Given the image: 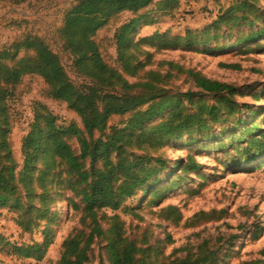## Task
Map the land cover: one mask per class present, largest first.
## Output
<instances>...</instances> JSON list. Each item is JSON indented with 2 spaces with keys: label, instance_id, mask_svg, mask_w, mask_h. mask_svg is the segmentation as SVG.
I'll use <instances>...</instances> for the list:
<instances>
[{
  "label": "trees",
  "instance_id": "trees-1",
  "mask_svg": "<svg viewBox=\"0 0 264 264\" xmlns=\"http://www.w3.org/2000/svg\"><path fill=\"white\" fill-rule=\"evenodd\" d=\"M24 1L10 0L15 5ZM257 1L244 0L231 12L251 10ZM186 4L189 3L182 0H79L65 18L62 35L74 67L80 75L92 80L93 85L75 84L60 56L36 35L28 34L21 41L0 47V210L12 213L8 209L12 205L11 208L19 212L17 220L15 214L8 215L10 219L0 216V220L12 221L17 233V239L0 233V243L14 249L20 258L36 262L45 258L53 245L50 226L55 217H52V210L58 200L64 198L61 193H75L82 204L70 202L75 208L83 207L80 223L91 230V234L88 237L84 233L72 234L62 245L58 264H92L90 251L95 239L107 244L110 264H215L217 261V253L209 247L208 241H203L198 253L189 252L184 259L152 262L151 258H144L151 256V250L142 249L131 240L124 221L117 214L128 201L140 193L148 195L161 183V174L169 168L163 149L171 143L185 142L186 137L191 144L196 142L197 136L205 141L216 140L212 135H205L209 124L228 121L240 110L235 100L238 90L233 85L210 80L196 70H185L174 64H169L166 75L162 71H147L153 67V54L140 49L147 40L141 38L136 42L137 33L139 35L140 30L152 24L157 25L156 32L163 25L170 26L180 36L169 38V33H163L166 34L164 50L193 51L204 47V53H214L212 45L229 38L223 32L235 31L234 28L248 20L244 27L251 32L239 37L238 44L250 45L264 40V23L263 29L253 30L257 19L251 21L245 15L220 14L203 33L180 29L181 25L174 23ZM150 7L157 10L149 11ZM124 13L133 17L121 25L115 35L120 72L105 62L95 37L108 26L110 19ZM155 13L158 23L152 17ZM160 35L156 33V37ZM225 68L240 70L238 65ZM28 76L42 78L48 86L50 99L73 111L81 120L82 129L75 122L59 124L58 117L48 107L35 104L32 123L22 139L20 162L10 141L12 123L7 103L14 87ZM127 77H142V80L130 83ZM185 77L203 93L215 96L214 105H200L196 112L190 113L185 104L192 103L195 95L175 92L174 84L171 85L174 79L180 81ZM115 117L126 119L122 125H111ZM248 137H253L250 149L260 148L258 156L254 157L264 156V133L256 137L255 126L243 131L242 135L233 136L232 144H241ZM71 138L79 141L81 153L74 150ZM243 155L251 156L246 149ZM176 166L180 175L168 186L154 189L152 202L160 201L179 188L185 176L201 169L191 156L187 160L180 159ZM22 194L27 202L23 201ZM105 210L113 215H102ZM177 214L178 209L174 207L160 213L166 221L174 220ZM214 214L218 213L213 212L211 216ZM198 215L209 217L207 213ZM179 221L180 217L176 219L177 223ZM43 223L47 225L42 231V242L23 241L21 231L33 235Z\"/></svg>",
  "mask_w": 264,
  "mask_h": 264
},
{
  "label": "rangeland",
  "instance_id": "rangeland-1",
  "mask_svg": "<svg viewBox=\"0 0 264 264\" xmlns=\"http://www.w3.org/2000/svg\"><path fill=\"white\" fill-rule=\"evenodd\" d=\"M7 1L0 2V47L13 41H21L28 34L36 35L60 56L75 84L93 85L92 80L80 75L74 67L73 57L66 49L62 35L65 18L79 0H25L19 5ZM182 1L189 4H186L174 23L181 25L180 29L203 33L220 14L240 17L245 15L251 21L257 19L253 30L263 29L264 0L254 2L251 10L240 12L231 11L236 10L244 0ZM155 10V7L149 8V11ZM157 15H152L156 23ZM132 17L129 13L113 17L108 26L95 37L105 62L120 72L115 35L121 25ZM246 22L248 20L234 28L235 31L223 32L229 38H222L216 46L212 45L214 53H204V47L193 51L182 48L164 50V35L169 33V38L180 36L175 28L166 25L158 32L156 24L144 27L135 37L136 42L145 38L147 43L139 47L144 52L153 54V67L147 68V71H162L166 75L170 69L169 64L185 70H196L210 80L235 86L238 90L235 100L240 105L238 113L228 121L219 125L209 124L210 128L205 135H212L216 140L205 141L202 136H197L196 142L191 144L186 137L185 142L171 143L163 149L164 156L169 160V168L161 174V183L154 186L148 195L140 193L117 212L124 221L131 240L138 247L151 250V256L144 258H151L152 262L184 259L189 252L198 253L199 245L208 241L209 247L218 255L215 264H264V156L254 157L258 156L260 148L250 149L253 137L246 138L241 144H232V137L242 135L249 127L255 126L256 137L264 133V40L250 45L238 44L239 37L251 32L248 27H244ZM156 33L161 35L156 37ZM28 56H32V53H28ZM230 65H238L240 70L225 68ZM142 77L127 79L130 83H138ZM173 84L175 92H190L195 95L192 103L185 104L190 113L196 112L200 105H214L216 97L203 93L187 77L180 81L174 79L171 85ZM48 91L42 78L28 76L14 87L7 103L12 123L10 141L20 162L22 139L32 123L35 104L41 103L48 107L58 117L59 124L75 122L82 129L78 116L65 104L51 100ZM125 119L126 117H115L111 125H122ZM242 121L248 124L244 125ZM70 143L77 153H81V145L76 138H71ZM245 149L250 151L251 156H241ZM190 156L201 165L200 171L185 176V181L179 188L167 193L160 201L152 202L151 194L154 189L172 183L180 175V169L176 166L179 160H187ZM101 166L102 164H98V167ZM22 196L23 201L27 202L25 195ZM60 196L64 198H57L58 203L52 210V217H55L50 226L53 245L47 250L45 258L41 262L20 258L14 249L0 243V264H58L62 245L72 234L84 233L87 237L91 234V230L80 223L83 207L75 208L70 202L72 200L80 205L82 199L75 193H61ZM11 207L12 205L8 206V209L12 213L6 209L0 210V216L10 219L15 214L17 220L19 212ZM168 207L178 209L174 220L166 221L160 215ZM220 211L225 213L220 215ZM213 212L218 214L211 216ZM200 213H207L209 217L201 218L198 215ZM103 214L113 215L107 210L102 211ZM178 217L180 221L177 223ZM46 225L47 223H43L33 235H26L21 231V238L23 241L42 242V231ZM0 233L17 239L16 226L12 221L0 220ZM106 247L107 244L101 240H94L90 251L92 264H110Z\"/></svg>",
  "mask_w": 264,
  "mask_h": 264
},
{
  "label": "crops",
  "instance_id": "crops-1",
  "mask_svg": "<svg viewBox=\"0 0 264 264\" xmlns=\"http://www.w3.org/2000/svg\"><path fill=\"white\" fill-rule=\"evenodd\" d=\"M176 23V22H175Z\"/></svg>",
  "mask_w": 264,
  "mask_h": 264
}]
</instances>
